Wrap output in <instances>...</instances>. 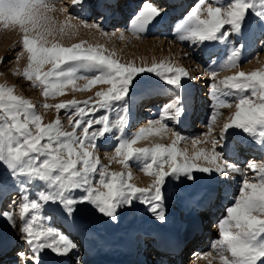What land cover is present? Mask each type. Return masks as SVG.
Returning <instances> with one entry per match:
<instances>
[{"label": "snow or ice", "instance_id": "6c2138e0", "mask_svg": "<svg viewBox=\"0 0 264 264\" xmlns=\"http://www.w3.org/2000/svg\"><path fill=\"white\" fill-rule=\"evenodd\" d=\"M73 6L87 8L98 17L119 7L115 0H73ZM42 8H47L43 0H0V21L18 23L23 29L22 47L30 54L28 67L23 72L27 81L42 84L43 94L48 96L50 93H61L66 84H73L74 78H80L77 75L79 72L96 71L97 75L90 78L85 87L97 83H107L110 87L97 92L96 95L102 99L87 108L75 100L56 105L57 109L66 110L70 114L78 111V118L69 121L73 127L71 132L62 130L59 119L43 124L41 115L29 100L13 94L12 88L0 87V201L7 199L10 188L15 187L22 193L23 202L19 207L23 226L20 232L27 246L26 249L15 251L11 264H41L45 252L69 256L78 250V245L65 234L52 227L45 228L42 224L34 226L40 219L35 214L41 208L40 202L56 204L58 210L69 217L76 212L77 205L89 204L100 214L116 219L120 208L130 210L134 202L139 201L148 207L157 220L163 222L166 216L162 207V186L167 177L179 180L183 176L186 180H192L194 170L215 172L224 177L242 172L239 167L224 160L221 153L216 152L218 141L215 139L211 141L213 147L210 157L204 150L192 156L179 151L176 144L183 137L178 133L175 134L177 140L171 145L156 143L152 147H134L146 133H159L167 125L161 124L159 128L142 127L131 138L124 137L130 119L126 97L133 82L140 74L152 73L178 90L182 88V80L188 73L182 67H173L165 62L150 67L122 63L113 58L114 53L106 54L103 45L85 46L87 42L83 40L69 47L60 43L48 47L46 36L52 34V29ZM202 11L206 12V18H202ZM161 13L162 10L151 0H141L129 16L127 25L134 34H146ZM249 15L255 17L256 24L249 20ZM225 25L230 26L231 31L225 29ZM85 26L100 27L99 23ZM246 27L250 31L258 27L264 37V0H229L224 6L209 4L206 9L198 2L189 9L185 21L178 25V39L200 44L227 43L232 35L243 38ZM30 30L35 32L34 36H29ZM243 47V44L239 47L233 44L226 62L209 69L210 79L215 80L219 69L235 67ZM3 59L0 58V63H3ZM46 63L52 65V71L41 70ZM209 95L218 101L220 107H228L233 100L237 101V111L231 122L223 125L221 139L226 130L234 126L264 146V68L251 72L237 71L223 80H215L209 85ZM82 103L88 104L87 101ZM73 105L77 107L73 109ZM101 109L106 114L94 118L95 112ZM112 110H115L114 120H110L108 114ZM183 111L179 99L164 109L168 119L180 117ZM86 113L91 115L85 118ZM157 123L159 121L150 122ZM77 128L81 129L80 133H77ZM114 130L117 131L118 140L115 153L123 157L118 162L127 164L131 159L140 161L143 170L155 177L149 187L140 188L128 183L130 174L126 179L120 172L107 171L99 158L89 151V146L95 147L98 140ZM196 143L193 140V144ZM180 156L183 160L178 161L177 157ZM200 157L215 166L198 167L195 160ZM247 168L255 173L252 180L256 182H250L247 173H243L238 194L226 207L225 216L217 222L221 239L214 247L220 264H264V164L257 167L255 163L249 162ZM96 176L99 177L98 184L101 187L96 186ZM36 182L43 183L46 190L38 192V199H31L28 185ZM76 191L81 194L76 196ZM30 209L33 214L29 219L25 214ZM0 218L8 221L10 227H15L11 212L0 211ZM231 227L236 231H230ZM226 252L231 253V259ZM72 264H83V261L80 256H76Z\"/></svg>", "mask_w": 264, "mask_h": 264}, {"label": "rangeland", "instance_id": "374dc122", "mask_svg": "<svg viewBox=\"0 0 264 264\" xmlns=\"http://www.w3.org/2000/svg\"><path fill=\"white\" fill-rule=\"evenodd\" d=\"M130 1L131 3L128 5L129 1L127 0H115L119 7L109 10L103 17H98L95 14H91L87 8L74 7L73 0H43L47 8H42L41 11L49 18V27L52 29V34L46 36V46L51 47L53 43H60L65 47H69L83 40L87 42L85 46L103 45L107 50L106 54L114 53L113 58L118 59L122 63H131L137 67H150L153 64L165 62L173 67L184 68L188 76L183 78L181 89L177 90L168 86L161 78L152 73H143L133 82L126 99L129 111L134 107L132 110L135 113L134 115H137L136 109L141 108L151 98L155 99L159 97L157 104L162 99L160 107L163 111L166 105L180 99V101H184L185 103H181L184 111L178 118L183 122L186 120V117L190 116L193 119L192 123L188 125L176 121L174 123V119L160 116V111L152 114L149 118L146 115L136 121L135 119L133 120V115L131 121L135 122H132L131 125L130 123L127 124L125 133L123 134L124 137L130 136L129 138H131L133 133L149 122L159 121L157 124H166L167 127L163 130L162 135L157 138L158 140L154 133L151 137L138 140L134 147H152L156 143L171 145L173 140L170 139V141L168 137L171 138L178 133L183 137L176 144L179 151L187 152L189 156H192L198 150H206V155L210 157L213 147L211 141L215 139L218 141L216 152L221 153L224 160L236 165L242 172L231 173L228 177H224L215 172L203 173L194 170V179L192 180H186L183 176L179 180L176 177H167L166 183L162 186L164 195L162 207L166 216L163 222L157 220L148 207L139 201L134 202V206L130 210L124 207L120 208L116 219L105 217V215L95 210L94 206L89 204L77 205L76 212L69 217L60 212L56 204L40 202L41 208L35 212L40 219L35 222L34 226L39 227L42 224L45 228L52 227L68 236L78 245V250L68 256L70 260L69 264H72V260L76 256L81 257L83 264H128V262L126 263L128 252L122 243L132 238H134L137 244V255L139 252L142 253V258L147 264H168L167 261L174 258L169 256L172 253L170 252L166 256L162 255L155 246H164L168 241L165 236L169 235H171V239H175L179 243L190 239L192 236L195 237L194 234L191 236V230H193V224L198 222L202 225V231L200 232L205 237V241H203L200 249L202 254L201 262L199 261L198 264H210V262L211 264H220L217 249L214 247V243L211 245V241H215L216 244L221 239L218 235L219 226L217 222L225 216L226 207L233 202L234 197L238 194L242 179L244 178L243 173H247V178L250 182H256L252 180L255 173L248 169L247 165L249 162L255 163L257 167L264 164V146L258 141L253 140L250 134L244 133L242 129L234 126L227 129L224 138L221 139V134L224 132L223 125L230 123L237 111L235 106L237 101L233 100L228 107H220L218 101L210 97L209 85L215 82V80H223L237 71L251 72L264 68V45L261 46L260 41V39L264 40V37L261 36L260 31L256 32L259 30L258 27L255 31H250L246 27L243 38L232 35L227 43L204 42L203 45L199 42L180 41L178 39V25L185 21L187 12L199 0H151L152 3L162 10V18L158 19V23L155 20L153 25L147 29L146 34L137 35L130 30L127 20L136 9V5L141 3V0ZM219 2L218 5L217 0H206L202 8L206 9L209 4L224 6L229 0H219ZM206 17V12L202 11V18ZM249 20L254 24L257 23L255 17L251 15H249ZM94 23H99L100 27L85 26V24L92 25ZM61 28L64 29L63 32L60 31ZM225 29L231 31L230 26L225 25ZM250 32H255V34L251 40V45H248L246 35ZM23 34V29L18 23L0 21V58H4L3 63H0V87L12 88L13 94L29 100L35 106V111L41 115L42 121L44 119L48 120L50 115L46 109L54 108L60 103H68L75 100L80 103V106L87 108L89 105L102 99L96 93L107 90L110 87L109 84L97 83L85 87L89 79L97 75L96 71L79 72L77 75L80 78H74V83L71 84V91L63 88L59 94L50 93L48 96H45L42 84H33L23 76L24 70L28 67L30 55L27 49L22 47ZM28 34L31 37L35 35V32L30 30ZM121 35L123 39H121ZM233 44L236 47H239L240 44L244 45L238 64L235 67L219 69L215 80L210 79L211 72L209 69L226 62ZM205 46H207V53H203ZM41 70L43 72L52 71V65L46 63ZM83 77H88V79ZM52 79L54 81V78ZM193 81H198L199 83L196 82L197 89L195 92L189 94L185 88ZM154 88L157 89L154 91L156 93L145 91L146 89ZM190 95L193 97V102L191 100L187 105L186 101ZM227 99L232 98L228 97ZM84 101H87L88 104H83L82 102ZM44 105H51V107H45ZM76 107V105H73V109ZM169 111L171 112V110ZM104 114H106L105 110H98L95 112L94 118H99ZM108 114L110 120L115 119V110H112ZM89 115L91 114L86 113L85 118H88ZM78 116V111H72L70 114L66 110L59 109L55 112L53 119L50 120L53 122L59 119L62 130L71 132L73 131V127L69 121L75 120ZM144 117L145 120H142ZM137 121H140V123L136 127H133ZM46 124H48V121H46ZM33 131H35L34 128ZM76 131L80 133L81 129L77 128ZM116 136V130L106 134L105 138L96 142L95 147L89 146V151H92L93 155L99 158L100 163L107 168V171L115 172L117 170L116 167L121 164L130 175L137 174L140 178L146 177L145 180H148V183L146 185L145 183L142 184L140 188L149 187L155 177L143 170V164L140 161L131 159L127 164L118 162L123 157L117 156L115 153V147L118 143ZM174 140H177V136ZM193 140L197 141L195 145L193 144ZM177 159L181 161L183 157L180 156ZM202 160L203 157L195 160L198 167L210 166L209 168H213L215 166L209 160V164L206 166ZM220 162L222 161H217V163ZM165 170H168L167 165L165 166ZM153 171H155V166L153 167ZM121 173L124 174V172ZM98 180L99 177L96 176V186L101 187L98 184ZM213 181H217L218 186L214 191L210 192L209 197H206V202L210 200L211 204L209 203L208 205L210 209H213L215 215L201 223V219L199 218H201V214L203 213L202 210H207L208 207L200 208V200L197 203L195 199L199 194L202 195ZM233 181L237 184L234 190L231 189V191H227L225 194L223 189L227 182ZM28 188L31 199H38V192L41 189L46 190V186L41 182L28 185ZM9 192L10 194L7 199L0 201V211H9L14 216L15 227H13L14 231L9 236V238L14 239V242L7 243L3 241L1 243L0 264H11L13 252L19 249H26L27 247L21 239V227L19 226L20 220H22L19 207L20 203L23 202L22 193L15 187L10 188ZM14 193L16 196L13 198ZM80 194L79 191L75 192L76 196ZM203 204L204 202H202ZM32 214L33 210L30 209L29 213H26L25 216L30 219ZM102 216L108 222V226H111V230L106 231L103 229ZM135 223H139L141 228L158 229L157 235L161 238V245L156 244L153 246L154 242L151 239H153L154 235L151 233L141 234L135 228ZM18 227L20 228L18 229ZM229 230L236 231L234 227H231ZM4 231V227L0 225L1 236H4L2 234ZM193 238L191 239L193 240ZM194 240H197V237ZM194 240L192 243H194ZM190 244V242H187L186 246ZM209 253L210 255H205ZM225 254L231 259L230 252H226ZM54 257H56V254L45 252L41 257V261L42 259L52 260Z\"/></svg>", "mask_w": 264, "mask_h": 264}, {"label": "bare ground", "instance_id": "6f19581e", "mask_svg": "<svg viewBox=\"0 0 264 264\" xmlns=\"http://www.w3.org/2000/svg\"><path fill=\"white\" fill-rule=\"evenodd\" d=\"M126 1V0H125ZM127 1H129L128 2V5H129V3H131V1L130 0H127ZM205 1L206 0H199V3L202 5V7H203V5H204V3H205ZM220 3V2H219ZM125 4V3H124ZM127 6V5H126ZM180 9V8H179ZM45 12V11H44ZM159 18H162V15H160L158 18H156V22L158 21V19ZM161 20V19H160ZM158 23V22H157ZM49 24V23H48ZM161 24V23H160ZM153 25V23L150 25V26H152ZM150 26H149V28H150ZM256 32H259V30H257ZM254 34H255V32H250V33H248L247 35H246V37H247V40H248V45L251 43V40H252V38L254 37ZM264 39V38H263ZM260 41H261V46L262 45H264V40H262V39H260ZM213 44V43H212ZM204 45V44H203ZM251 45V44H250ZM211 46H213V45H211ZM215 46V45H214ZM207 46H205L204 47V51H203V53H207ZM213 50V49H212ZM211 50V51H212ZM196 82H198V81H196ZM195 81H193V82H190V84L185 88L186 90H188V93L189 94H193L194 92H195V90L197 89V83H196ZM199 83V82H198ZM65 89H68L69 91H71V88H72V85L71 84H66L65 85V87H64ZM157 89L156 88H154V89H146L145 91H148V93H151V92H154V91H156ZM162 91V90H161ZM154 93H156V92H154ZM163 96V95H162ZM180 97V96H179ZM159 98V97H158ZM158 98H155V99H153V98H151V99H149L147 102H146V104H144L143 106H145L144 107V109L142 110L143 111V113L145 114L144 116H146L147 115V118H149L152 114H156L157 112H159L160 111V116H167V114L161 109V100L158 102V104H157V99ZM161 98V97H160ZM193 99V97H191V95L188 97V99H187V101H186V104L188 105L190 102H191V100ZM182 100V99H181ZM186 100V99H185ZM179 101H180V99H179ZM192 102H193V100H192ZM181 103H185L184 101H180V104ZM182 105V104H181ZM45 109V108H44ZM134 109V107H132V109H131V111ZM46 110H48L47 112H49V117H48V120H46V119H44L43 121H42V123L43 124H46V121H48V123H50L51 122V120L50 119H53V117H54V114H55V112L57 111V110H59V109H57V107H54V108H50V109H46ZM147 111V113H145L144 111ZM130 111V119H129V123H130V125L132 124V122L133 121H131V119H132V117H133V115L135 114L133 111L131 112ZM188 116V115H187ZM134 119H137V117H136V115H134V117H133V120ZM186 120L185 121H181V119L180 118H175L174 119V123H175V121L176 122H182L181 124H185V125H188L189 123H192V118L190 117V116H188V117H186L185 118ZM142 120H145V117L142 119ZM140 123V121H137L136 122V124L133 126V127H136L138 124ZM179 123V124H180ZM149 127H152V128H159L160 127V124H150V122L148 123V124H146L145 126H144V128H149ZM162 132L163 131H161V132H159V133H155V137H156V139L157 138H159L161 135H162ZM154 135V133H146L145 134V136H144V138H147V137H151V136H153ZM130 137V136H129ZM129 137H125V138H129ZM154 137V138H155ZM175 137L176 136H172L171 138L170 137H168V139L170 140H173L174 141V139H175ZM143 139V138H142ZM149 139V138H148ZM147 139V140H148ZM153 139V138H152ZM164 139V138H163ZM158 140V139H157ZM170 140V141H171ZM198 151H200V150H198ZM197 151V152H198ZM206 151V150H205ZM206 153V152H205ZM113 160L115 161V159L113 158ZM117 161V160H116ZM203 163H204V165H206V166H208V160H206V159H204V157H203ZM117 165V164H116ZM210 167V166H209ZM117 170L115 171V172H124V177L127 179V177L129 176V173H127L126 172V170L123 168V166L121 165V164H119L117 167ZM107 169V168H106ZM111 171V170H110ZM146 178V177H145ZM145 178H140V176H138L137 174H134V175H132L131 174V178L130 179H128L127 180V182H129V183H132V184H134L135 186H137V187H141L142 186V184H144L145 183V185L148 183V180H145ZM235 185H237V184H235V181H233V182H227V184H226V186L224 187V189H223V192L226 194L227 193V191L229 192V191H231V189L232 190H234V187H235ZM218 186V182L217 181H213V182H211V184L209 185V187L204 191V193H202V195L201 194H199V196L195 199V201L198 203V201H199V205H201V206H199L200 208H204V207H206V204H209L210 203V200L208 201V202H206V197H209L210 196V192L211 191H214V189L216 188ZM229 194V193H228ZM16 196V194L14 193V195L12 196L13 198ZM14 201V200H13ZM16 202V201H15ZM202 202H204V204L202 205ZM12 203V202H11ZM211 204V203H210ZM202 208V209H203ZM211 211L213 212V209H211ZM202 212L203 213H206L207 211L206 210H202ZM202 213V214H203ZM213 214H214V212H213ZM215 215V214H214ZM101 216V215H100ZM194 216H195V214H194ZM106 217V216H105ZM193 217V216H192ZM191 217V218H192ZM22 218V217H21ZM201 218H202V215H201ZM201 218H199V219H201ZM192 220V219H191ZM22 221H23V218H22V220H20V223H19V226L20 227H22L23 226V224H22ZM200 222V221H199ZM18 223V222H17ZM193 223V222H192ZM201 223H202V221H201ZM0 225L1 226H3L4 227V229H5V231H4V233H2V234H4V236H1L0 235V247H1V243L3 242V241H5V242H7V243H12V242H14V239H12V238H9V236L13 233V227H10L9 226V222L8 221H6L5 219H3V218H0ZM135 228L136 229H138V231L142 234V233H151L152 235H154L153 236V239H151V241L152 242H154L153 244V246H155L156 244L157 245H161V238H160V236L158 237V229H145V228H141L140 227V225H139V223H135ZM102 226H103V229L104 230H106V231H109V230H111V226L109 225L108 226V222L106 221V220H104L103 219V216H102ZM202 225H200L198 222H195L194 224H193V227H192V229L193 230H191V236L194 234L195 235V237L194 236H192V237H190V239H187L188 240V242H190L191 244H193V245H195V250H193V253H192V256H190V261L188 262V264H191V263H193V264H198L199 263V261L201 260V256H202V254H201V245H202V243H203V241H205V237L203 236V233H201L200 231H202V227H201ZM20 227H18V229L20 228ZM148 228V227H147ZM16 232V231H15ZM169 232V231H168ZM5 233H6V235H5ZM169 235V234H168ZM198 235H200V236H198ZM162 237V236H161ZM166 237V240H168V241H170V242H166L165 243V245L164 246H160V247H158V246H156L155 248L158 250V252L159 253H161L162 255H169V253L171 252L172 253V250H174V249H176V247H177V244H179V242L178 241H176L175 239H171L170 237H171V235H169V236H165ZM194 237V238H193ZM196 237H197V240H194V239H196ZM5 238H7V239H5ZM131 238V237H130ZM191 238H193V240H194V243H192V239ZM164 241V240H163ZM186 241V240H185ZM181 243V242H180ZM182 243H184V240H183V242ZM181 243V244H182ZM206 243H207V240H206ZM214 243V244H213ZM215 245V241H211V245ZM122 245L123 246H125L126 247V251L128 252V259H127V261H126V263L128 262V264H147L146 262H145V260L142 258L143 256H142V253H140L139 252V254L137 255V253H138V251H136L138 248H136L137 247V244L135 243V240H134V238H132V239H130L129 241H124V243H122ZM85 249V248H84ZM200 250V251H199ZM157 251H156V253H158ZM13 253H15V252H13ZM12 254V253H11ZM71 255V254H70ZM151 256V255H150ZM169 256H173L174 257V261H175V263L177 264H179V258H178V255H177V252H175L174 254H171V255H169ZM55 261V262H54ZM70 260L68 259V256H58V255H56V257H54V259H52V260H43L42 259V261H41V264H69L70 262H69ZM147 261V260H146ZM148 262V261H147ZM163 262V261H162ZM201 262V261H200ZM204 264V263H203Z\"/></svg>", "mask_w": 264, "mask_h": 264}]
</instances>
